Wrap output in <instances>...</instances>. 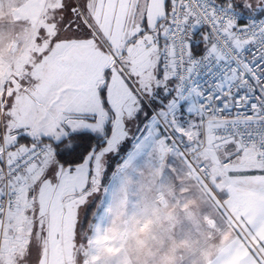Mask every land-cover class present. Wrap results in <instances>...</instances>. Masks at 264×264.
<instances>
[{"label": "snow or ice", "instance_id": "1", "mask_svg": "<svg viewBox=\"0 0 264 264\" xmlns=\"http://www.w3.org/2000/svg\"><path fill=\"white\" fill-rule=\"evenodd\" d=\"M12 7L0 264H89L145 167L206 198L224 242L202 264H264V0H0Z\"/></svg>", "mask_w": 264, "mask_h": 264}, {"label": "rangeland", "instance_id": "2", "mask_svg": "<svg viewBox=\"0 0 264 264\" xmlns=\"http://www.w3.org/2000/svg\"><path fill=\"white\" fill-rule=\"evenodd\" d=\"M180 179H162L161 171L150 167L132 177L129 187L111 202L92 247L85 246L89 264H180L178 233L206 231L208 208L195 187L186 201L181 198ZM170 243L176 244V251Z\"/></svg>", "mask_w": 264, "mask_h": 264}, {"label": "crops", "instance_id": "3", "mask_svg": "<svg viewBox=\"0 0 264 264\" xmlns=\"http://www.w3.org/2000/svg\"><path fill=\"white\" fill-rule=\"evenodd\" d=\"M0 12V22H3L5 25H7L8 21L15 19L14 7L5 8ZM178 236V251L181 253L180 264H199V262L202 264L203 259L206 258L207 255L214 253L224 242L223 240L216 239L215 236L209 238L207 231H179ZM175 246V243H170V247L172 248L171 251H176L177 247Z\"/></svg>", "mask_w": 264, "mask_h": 264}, {"label": "trees", "instance_id": "4", "mask_svg": "<svg viewBox=\"0 0 264 264\" xmlns=\"http://www.w3.org/2000/svg\"><path fill=\"white\" fill-rule=\"evenodd\" d=\"M89 222L91 223V220Z\"/></svg>", "mask_w": 264, "mask_h": 264}]
</instances>
